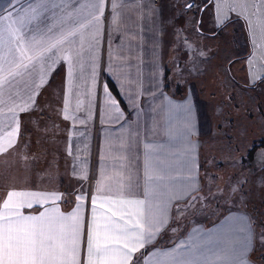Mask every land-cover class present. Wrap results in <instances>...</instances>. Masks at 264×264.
Listing matches in <instances>:
<instances>
[{
  "label": "snow or ice",
  "instance_id": "snow-or-ice-1",
  "mask_svg": "<svg viewBox=\"0 0 264 264\" xmlns=\"http://www.w3.org/2000/svg\"><path fill=\"white\" fill-rule=\"evenodd\" d=\"M122 3L0 0V155L10 150L19 153V114L32 109L39 89L61 61L68 65L63 118L81 125L92 118V86L97 75L94 53L105 23L119 31ZM183 7L197 12L211 7L220 28L236 14L248 24L254 49L264 51V0H186ZM254 57L249 58L252 83L264 80V65L254 63ZM79 82L85 86L87 104L81 99ZM108 102L112 119H123L117 101L109 95ZM169 110L182 114L180 123L167 131L170 139L181 143L145 144L141 170L125 155L132 151L131 135L127 140L117 137V145L110 148L118 161L128 163L111 176L102 168L95 192L77 194L69 211L61 209V201H67L58 191L12 184L0 192V264H251L256 222L247 214L231 215L212 231L194 229L171 247L157 244L169 227L173 199L199 191L191 102L169 101ZM101 160L106 156L102 154ZM231 192L239 197L238 203H244L243 183ZM33 208L39 210L25 211ZM260 239L264 242V233Z\"/></svg>",
  "mask_w": 264,
  "mask_h": 264
},
{
  "label": "crops",
  "instance_id": "crops-1",
  "mask_svg": "<svg viewBox=\"0 0 264 264\" xmlns=\"http://www.w3.org/2000/svg\"><path fill=\"white\" fill-rule=\"evenodd\" d=\"M185 2L186 0H123L119 31L105 23L94 53L97 75L96 83L92 86V118L86 125L63 118L64 96L68 92V65L61 61L53 66L54 70L50 72L47 83L35 97V105L29 112L19 114L21 136L18 144L22 139L25 140L24 157L11 150L10 153L0 155V192L6 191L12 184L34 191H58L67 201H61V209L69 211L74 206L77 194L95 192V184L102 168L111 176L121 164L128 163L127 160L118 161L117 154L110 148L117 145V137L127 140L131 135L132 151L125 155L131 158L134 166L139 165L141 170L145 144L178 146L181 141L178 138L170 139L167 131L175 128L183 117L182 114L169 110V101L176 104L190 101L195 126L191 141L195 145L194 158L199 166L198 172L194 174L199 191L185 193L173 199L169 209V227L157 244L162 248L171 247L179 239L187 238L194 229L212 231L231 215H248L244 211L229 210L214 222L206 220L204 224L191 228L177 225L178 221L187 218L185 205L188 200L204 187L201 173L202 148L209 142L208 138L212 136L214 127L205 110L207 102L198 95L197 88L190 81L192 62L195 63L192 57L200 59V54L193 50L191 38L185 43L179 42V28H184L187 35L194 29L198 42L212 41L214 47L220 46L222 56L226 53V44L232 45L228 49L231 55L227 60H231L232 65H241L239 71L244 73L248 81L249 58L254 57V53V63L264 65V51L254 49L249 26L243 18L233 13L228 24L220 28L213 19L211 7L194 16L191 10L183 7ZM240 27L245 30L248 47L243 57L235 58L234 43ZM225 29H229L226 40L221 37L226 35ZM217 55L218 53L207 56L203 54L202 58L209 65L215 66ZM223 62L224 66L217 67L225 69L224 57ZM79 84L81 99L87 104L88 98L83 95L85 86L83 82ZM105 85L107 93L104 91ZM109 95L123 111V119L119 121L112 119L113 113L108 107ZM75 102L73 96V108ZM74 114L81 117L84 115L83 112ZM53 115L60 123V128L50 132L53 126L49 122L54 119ZM34 134L36 135L33 136ZM36 136L50 143L51 147L55 143L58 150L46 155L44 151H40L35 157L26 145L33 149L34 141L38 140ZM44 145L43 143L41 148ZM102 154L106 156L104 161L101 160ZM84 173H87L86 179L83 178ZM38 210L33 208L25 211L35 213ZM172 228L176 229L175 232ZM257 239L255 228L254 247L249 258L251 264H264V252L257 250Z\"/></svg>",
  "mask_w": 264,
  "mask_h": 264
},
{
  "label": "rangeland",
  "instance_id": "rangeland-1",
  "mask_svg": "<svg viewBox=\"0 0 264 264\" xmlns=\"http://www.w3.org/2000/svg\"><path fill=\"white\" fill-rule=\"evenodd\" d=\"M191 12L194 16L198 13L193 9ZM228 31L229 29H225L226 35H221L225 40L226 37H229L227 36ZM238 33L236 35L237 40L234 43L235 58L243 57L248 47L245 30L240 27ZM197 36L194 29L187 35L184 28H179V42L185 43L187 39L191 38L194 43L192 46L193 50H197L196 52L200 54V59L197 56L192 57L195 63L192 62L193 70L191 71L190 81L197 88L198 95L207 102V109L205 110L210 120L212 119L214 127L212 128V136L208 138L209 142L207 141L205 146H203L204 149L202 148L201 164L204 187L200 192V199L188 200L186 209L188 212H192L187 215L186 219L188 222L179 221L177 223L178 227L183 228L204 224L206 219L207 222H214L225 213L224 210L227 209V212L233 208L239 197L232 194L231 188L239 186V183L246 185L245 189L247 190V194L243 197L244 203L237 202L236 204V208L243 209L245 201L249 199L248 197H250V193L253 190V184L250 181L245 182L243 175L241 179H235L238 171H244L242 168H245V166H238L241 154L247 153L250 141L254 142L264 135V80L257 79L254 83L249 82L250 80L248 81L244 77V73L239 71L241 65H232V61L227 60V58L230 59L229 55L231 54L228 49L232 48V45L226 44V53L222 56L220 46L215 45L214 47L212 41L208 43L205 41L203 43L198 42L196 40ZM179 46L184 47L185 45ZM212 53H218L215 56V66L209 65L202 58L203 54L207 56ZM223 57L226 60V67H223L225 69L217 67L218 65L222 67L224 64ZM249 86L252 87L250 88ZM54 112L56 111L54 110ZM53 118L49 122L53 126L50 132H55L56 129L60 128V123L55 118V115H53ZM231 119H233V125L229 122ZM216 123L221 124L222 128L218 129ZM208 136H203V138ZM37 139L33 143V149L26 145L28 150L33 151L35 157L40 151H44L46 155L53 150L54 154L58 150L55 143H52L51 147L50 143L44 142L39 137ZM28 142L30 144V141ZM43 143L45 144L44 148H41L40 146ZM250 162L251 167L249 166L248 169L252 173L260 174L261 170L264 169V149H257L253 152ZM50 172L55 173L54 171ZM200 205L203 208L202 213L196 211ZM220 209L223 212H220ZM244 212L247 213L248 211ZM262 233H264L263 229Z\"/></svg>",
  "mask_w": 264,
  "mask_h": 264
},
{
  "label": "trees",
  "instance_id": "trees-1",
  "mask_svg": "<svg viewBox=\"0 0 264 264\" xmlns=\"http://www.w3.org/2000/svg\"><path fill=\"white\" fill-rule=\"evenodd\" d=\"M245 38L247 39L246 33H245ZM235 79L237 81V77ZM249 87L251 88L252 86H249ZM229 122H231L232 125L234 124L233 119L229 120ZM216 125H218V129L222 128L221 124L216 123ZM39 141H40V139H39ZM24 142H25V140L22 139L20 141V143L18 144L19 153H17V154H21L22 158L24 157L23 153L25 151V149L23 147L25 145ZM257 149H264V135L262 138L255 140L254 142L250 141V145H249V149H248L247 153L241 154V160H240V163L238 166H245V168H242V169H244V171H238L235 179L236 180L238 178L241 179V176L243 175V177H245V182L250 181L251 184H253V190L250 193V197H248L249 199H247L245 201V204L243 205V209L242 208H236L237 207V205H236L237 202H236L233 205V208H231L230 210L234 209V210H238V211H248L247 213L250 215V217L254 218V220L256 222L254 227L257 229V233H258V239H257L258 248H257V250L260 249V250H262V252H264V242H262L260 239L262 229L264 230V169L261 170L260 174L252 173L250 171V169H248L249 166L251 167L250 159H251V157H253V152H255ZM201 173H202V164H201ZM245 186L246 185H243V191L247 194V190L245 189ZM200 192L195 195L196 199H200V195H201ZM235 201H236V199H235ZM186 205H187V203H186ZM186 205H185V208H186ZM222 208H223V206H222ZM202 209L203 208L200 205L196 211H200V213H202ZM226 210H224L225 213H226ZM219 211L223 212L222 209H220ZM190 213H192V212L187 211V215ZM183 222H188V220L186 219Z\"/></svg>",
  "mask_w": 264,
  "mask_h": 264
}]
</instances>
